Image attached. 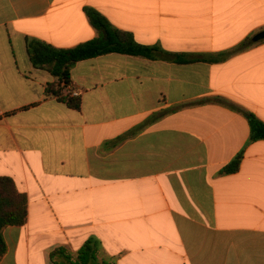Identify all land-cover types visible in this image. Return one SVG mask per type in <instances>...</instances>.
<instances>
[{"label":"crops","instance_id":"crops-1","mask_svg":"<svg viewBox=\"0 0 264 264\" xmlns=\"http://www.w3.org/2000/svg\"><path fill=\"white\" fill-rule=\"evenodd\" d=\"M87 8L198 61L78 62L71 109L46 96L56 79L27 41L93 40ZM263 31L264 0H0V177L28 212L4 230L0 264H82L89 242L86 264H264V140H250L247 118L264 122Z\"/></svg>","mask_w":264,"mask_h":264},{"label":"trees","instance_id":"trees-1","mask_svg":"<svg viewBox=\"0 0 264 264\" xmlns=\"http://www.w3.org/2000/svg\"><path fill=\"white\" fill-rule=\"evenodd\" d=\"M86 13L91 25L98 35L93 40L81 43L72 48H57L40 40H28L27 51L34 67L47 70L56 82L46 88V96L56 97L60 102L74 110L81 109V98L71 93H64L71 84V71L78 62L108 54H122L143 57L151 60L170 58L177 64H189L198 60L189 59L185 55L165 52L159 46H146L138 43L134 36L124 30L114 27L106 17L93 8H87ZM252 39L243 41L235 50L220 55L214 61L223 60L227 55L240 51L252 45ZM228 105V104H227ZM231 106V105H230ZM250 125V140H264V122L254 114L248 113ZM242 155H238L224 170V174H232L239 170ZM27 197L20 193L14 181L8 177H0V262L7 252L3 232L10 226H22L27 222ZM97 246L94 242L86 243L79 252V261L86 264L95 258Z\"/></svg>","mask_w":264,"mask_h":264},{"label":"water","instance_id":"water-1","mask_svg":"<svg viewBox=\"0 0 264 264\" xmlns=\"http://www.w3.org/2000/svg\"><path fill=\"white\" fill-rule=\"evenodd\" d=\"M261 40H264V31L253 38L254 43H257Z\"/></svg>","mask_w":264,"mask_h":264},{"label":"built area","instance_id":"built-area-1","mask_svg":"<svg viewBox=\"0 0 264 264\" xmlns=\"http://www.w3.org/2000/svg\"><path fill=\"white\" fill-rule=\"evenodd\" d=\"M71 94H72V96H74V97H78V96H79V94L77 93V91H73V92H71Z\"/></svg>","mask_w":264,"mask_h":264}]
</instances>
